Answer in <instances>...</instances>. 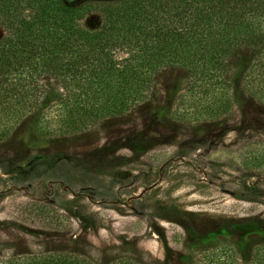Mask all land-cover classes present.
I'll return each instance as SVG.
<instances>
[{
    "label": "rangeland",
    "instance_id": "obj_1",
    "mask_svg": "<svg viewBox=\"0 0 264 264\" xmlns=\"http://www.w3.org/2000/svg\"><path fill=\"white\" fill-rule=\"evenodd\" d=\"M182 76L162 73L153 101L83 134L0 144V249L191 264L209 238L264 232V106L241 94L214 113Z\"/></svg>",
    "mask_w": 264,
    "mask_h": 264
},
{
    "label": "trees",
    "instance_id": "obj_2",
    "mask_svg": "<svg viewBox=\"0 0 264 264\" xmlns=\"http://www.w3.org/2000/svg\"><path fill=\"white\" fill-rule=\"evenodd\" d=\"M168 70L185 94L210 95L214 113L241 94L264 106V0H0V144L22 136L36 148L125 117ZM202 243L187 263L264 264V232ZM0 264L147 263L3 247Z\"/></svg>",
    "mask_w": 264,
    "mask_h": 264
}]
</instances>
